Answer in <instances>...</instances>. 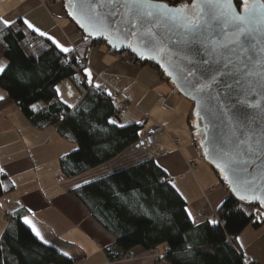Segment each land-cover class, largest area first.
I'll list each match as a JSON object with an SVG mask.
<instances>
[{
	"label": "trees",
	"instance_id": "16d2710c",
	"mask_svg": "<svg viewBox=\"0 0 264 264\" xmlns=\"http://www.w3.org/2000/svg\"><path fill=\"white\" fill-rule=\"evenodd\" d=\"M154 1L171 5L170 0ZM173 1L175 6L182 5V0ZM62 4L80 34L68 53L59 51L49 39L22 22L5 27L0 20V55L6 62L5 70L0 72V90L5 94L0 112L15 105L33 128H54L61 138L75 145L73 151L58 159L60 174L66 181L114 160L131 148L145 129L109 123L114 120L119 99L99 91L96 85L86 86L84 78L89 51L105 46V39L83 35L70 18L64 0ZM135 65L156 70L161 80L174 88L160 69L146 59L135 58ZM64 82L78 94L72 108L57 95ZM192 111L193 107L187 122L199 147L201 130L194 127ZM211 170L227 189L219 173ZM167 178L172 177H167L156 161L148 158L70 191L114 238L113 245L103 249L107 261L115 264L129 260L136 248L150 255L155 249L168 247V252L152 258L150 264H244L236 238L248 226H264L261 206L238 200L228 191L225 201L215 210L216 223L198 219L200 223L195 224L188 216L185 200ZM13 190L14 185L0 171V198ZM25 215V209L12 205L3 210L0 264L75 263L54 246L40 242L21 222Z\"/></svg>",
	"mask_w": 264,
	"mask_h": 264
},
{
	"label": "crops",
	"instance_id": "0c3cea01",
	"mask_svg": "<svg viewBox=\"0 0 264 264\" xmlns=\"http://www.w3.org/2000/svg\"><path fill=\"white\" fill-rule=\"evenodd\" d=\"M4 19L13 24H24L26 19L47 34L42 37L51 36L69 50L80 39L62 0H0V20ZM122 59V55L115 54L106 45L92 49L87 55L89 74L84 72L85 80L89 82L91 78L92 85L104 86L110 94L123 93L128 97L130 108L116 122L119 126L138 125L145 129L148 124L145 118H148L161 125L165 134L144 152L129 148L103 166L59 182L58 159L73 151L75 145L61 138L54 128H33L15 105L9 106L0 112V169L14 185V190L0 198L1 235L5 229L3 210L12 205L26 210L21 222L36 238L25 219L49 242L46 245L66 253L75 260L74 264H110L103 249L112 246L114 238L70 191L148 158H153L167 177L175 178L171 184L185 200L188 216L191 213L195 224L200 223L195 216L197 212L214 211L225 201L228 190L204 161L190 134L187 119L192 105L169 83L162 81L156 70L127 65ZM0 66H6L1 55ZM58 89L59 99L68 107H74L78 98L75 88L64 82ZM0 97H5L1 90ZM189 160L196 164L194 172L188 169ZM53 236L59 240H54ZM237 238L242 253L253 264H264V226L257 229L248 226ZM151 261L147 253L136 248L131 251L129 260L115 264H150Z\"/></svg>",
	"mask_w": 264,
	"mask_h": 264
},
{
	"label": "water",
	"instance_id": "95a60500",
	"mask_svg": "<svg viewBox=\"0 0 264 264\" xmlns=\"http://www.w3.org/2000/svg\"><path fill=\"white\" fill-rule=\"evenodd\" d=\"M64 1L83 35L105 39L112 52L146 59L160 69L192 104L204 161L236 199L261 206L257 197L264 198L263 2H249L247 20L238 26L226 21L220 9L231 7L241 14L239 0L212 8L198 4L195 9L193 1L185 8L152 0L188 16L203 7L198 26L185 28L183 20L174 18L175 11L150 16L152 9L134 0Z\"/></svg>",
	"mask_w": 264,
	"mask_h": 264
},
{
	"label": "snow or ice",
	"instance_id": "6c2138e0",
	"mask_svg": "<svg viewBox=\"0 0 264 264\" xmlns=\"http://www.w3.org/2000/svg\"><path fill=\"white\" fill-rule=\"evenodd\" d=\"M232 2H233V0H193V8L195 9L198 4L206 5L209 8H212L213 6L218 7L221 4L231 5ZM239 2L243 6H245V7H243V11L241 14H237L231 7H229L227 9V11H224L223 8L220 9L221 15L225 18L226 21H228L229 23H238V26L243 25L247 20V16L244 13H248L251 11L250 8L246 7V5L249 3V0H239ZM134 3L142 6L143 8H146V9H152V11L147 12V15H150V16L154 15V14L167 15L169 12L175 11L177 13V15H175L174 18L178 19V20H183L184 23L182 26L185 28H194V27L198 26L200 16L204 14L203 7H201L198 11H196L193 16H188V15L179 14L180 9L173 10V9H170L168 7V5H166V4L158 3V2L153 3L152 0H134ZM184 7L186 8L187 6H184ZM69 15L71 16L72 13H69ZM77 22L79 23V21H77ZM2 23L5 27H10L14 22L7 20V19H4L2 21ZM24 24L27 25V27L29 29H33V31L38 32L39 35H41V36L47 35L46 33L41 32L39 29L35 28L34 25L26 19L24 20ZM243 31H244V29L240 28L241 34H243ZM48 39L52 40V42L54 44H56V47L60 48V50L62 52L68 53L70 51L67 47H64L60 43H58L53 37L48 36ZM4 70H5L4 66H0V72H3ZM84 72L86 75H88L89 69L85 68ZM91 82H92V80H91V78H89V83H91ZM96 87H99V86L96 85ZM57 95H59V89H57ZM109 95H110V93H109ZM0 99H3V97H0ZM109 123H115V121L109 120ZM0 171H3V170L0 169ZM240 198L244 199L245 197L241 196ZM257 199L261 200V206L264 207V198L257 197ZM189 218H191V213H189ZM24 222L26 224H28L29 227L32 228L33 233L37 236L38 239H40L42 241V243H44V244L49 243L47 240H45L41 236L40 232L30 223V221L25 219ZM209 223L214 224L216 222L215 221H209ZM237 239L239 240V238H237ZM65 255H67V254L65 253Z\"/></svg>",
	"mask_w": 264,
	"mask_h": 264
},
{
	"label": "built area",
	"instance_id": "2783aa9c",
	"mask_svg": "<svg viewBox=\"0 0 264 264\" xmlns=\"http://www.w3.org/2000/svg\"><path fill=\"white\" fill-rule=\"evenodd\" d=\"M184 1V3H183ZM190 3L191 0H182L183 4L186 3ZM171 5H174V1L170 0ZM122 62L127 64V65H135V58L130 56V55H124ZM86 86H92L91 83L87 82L85 83ZM97 89L101 92H107L106 87L104 86H99L97 87ZM113 95L115 97H117L119 99V101L117 102L115 108H116V115L114 117L115 122H119L121 116L123 114H125L126 112H128L129 108H130V103L128 100V97L123 94V93H113ZM145 122H147V126L145 128V130L139 135L137 141L132 145L131 149L134 151H138V152H144L146 150H148L149 148L153 147L156 143V140L162 136L163 134H165L164 129L161 125L157 124L156 122L145 118ZM176 141H174L175 143ZM187 166L188 169L191 172H194L196 170V164L194 161L189 160L187 162ZM168 182L174 181L175 178H167L166 179ZM58 181L59 182H64L65 181V177L63 175H59L58 177ZM196 218L199 220H205V221H217L215 212L211 209H208L204 212H197L196 213ZM54 240H59L58 237L53 236ZM169 249L168 247H164L163 250H159V249H155L153 250V252L149 255L151 258H155V257H159L161 256L163 253L168 252ZM244 264H252L251 260L245 256L243 254V259H242Z\"/></svg>",
	"mask_w": 264,
	"mask_h": 264
},
{
	"label": "rangeland",
	"instance_id": "374dc122",
	"mask_svg": "<svg viewBox=\"0 0 264 264\" xmlns=\"http://www.w3.org/2000/svg\"><path fill=\"white\" fill-rule=\"evenodd\" d=\"M193 0H191V2H192ZM191 2L188 4V3H186V4H183L184 3V1H183V3H182V1H181V3L180 4H182V5H180V6H188V5H190L191 4ZM175 5V4H174ZM189 104H191L190 102H189ZM131 149V148H130ZM132 150V149H131ZM201 212H204V211H201ZM214 212H215V210H214ZM216 214V213H215ZM4 223H5V221H4ZM2 233V232H1ZM1 235V234H0Z\"/></svg>",
	"mask_w": 264,
	"mask_h": 264
},
{
	"label": "flooded vegetation",
	"instance_id": "af4514ba",
	"mask_svg": "<svg viewBox=\"0 0 264 264\" xmlns=\"http://www.w3.org/2000/svg\"><path fill=\"white\" fill-rule=\"evenodd\" d=\"M252 0H249V2H251ZM236 6L238 7V9H242L243 7H245V6H242V5H237L236 4ZM247 6V5H246Z\"/></svg>",
	"mask_w": 264,
	"mask_h": 264
},
{
	"label": "bare ground",
	"instance_id": "6f19581e",
	"mask_svg": "<svg viewBox=\"0 0 264 264\" xmlns=\"http://www.w3.org/2000/svg\"><path fill=\"white\" fill-rule=\"evenodd\" d=\"M178 6V5H177Z\"/></svg>",
	"mask_w": 264,
	"mask_h": 264
}]
</instances>
